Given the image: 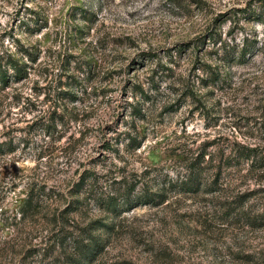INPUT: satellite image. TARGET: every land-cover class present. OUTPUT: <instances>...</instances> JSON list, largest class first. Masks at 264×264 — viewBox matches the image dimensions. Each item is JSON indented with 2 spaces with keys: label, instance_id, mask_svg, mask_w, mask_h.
I'll return each mask as SVG.
<instances>
[{
  "label": "rangeland",
  "instance_id": "rangeland-1",
  "mask_svg": "<svg viewBox=\"0 0 264 264\" xmlns=\"http://www.w3.org/2000/svg\"><path fill=\"white\" fill-rule=\"evenodd\" d=\"M11 60L0 264H264V0H0Z\"/></svg>",
  "mask_w": 264,
  "mask_h": 264
},
{
  "label": "trees",
  "instance_id": "trees-1",
  "mask_svg": "<svg viewBox=\"0 0 264 264\" xmlns=\"http://www.w3.org/2000/svg\"><path fill=\"white\" fill-rule=\"evenodd\" d=\"M245 52L242 57L245 56ZM13 70L14 73H11ZM25 72V69L18 63L13 60L6 62L5 64L0 63V83L3 85H8L11 79H20L23 78L22 74ZM255 149L244 147L241 151L240 158H251L252 156H256L257 154L253 153ZM84 181H82L83 183ZM81 183V184H82ZM200 180L197 179V175L195 172L187 176L185 180L180 182V191L181 192H197L200 188L199 186ZM144 200H150L151 202L158 203L160 202L158 199H155L152 195H144L142 197ZM131 202L128 201L127 205ZM29 204V199L26 200V206ZM111 204H115V202H109V207ZM116 208L115 206L112 207ZM82 234V233H81ZM87 237L89 241H84L81 238L74 239V249H76L75 254L69 256L68 260L63 264H92L103 250V244L100 243L97 237L89 235Z\"/></svg>",
  "mask_w": 264,
  "mask_h": 264
}]
</instances>
